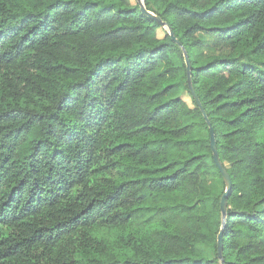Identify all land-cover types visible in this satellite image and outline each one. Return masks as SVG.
Instances as JSON below:
<instances>
[{
    "label": "trees",
    "instance_id": "obj_1",
    "mask_svg": "<svg viewBox=\"0 0 264 264\" xmlns=\"http://www.w3.org/2000/svg\"><path fill=\"white\" fill-rule=\"evenodd\" d=\"M145 6L181 45L138 0H0V264H222L184 52L223 259L264 264V0Z\"/></svg>",
    "mask_w": 264,
    "mask_h": 264
},
{
    "label": "water",
    "instance_id": "obj_2",
    "mask_svg": "<svg viewBox=\"0 0 264 264\" xmlns=\"http://www.w3.org/2000/svg\"><path fill=\"white\" fill-rule=\"evenodd\" d=\"M138 2L140 3L141 6V12L145 15L150 17L151 19L155 20L162 28L164 29H168L169 30V34L171 36V39L177 43L178 45H181L179 40L174 36L173 32L170 30V28L168 27L167 23H165L160 17L156 16L155 14H153L152 12L148 11L146 9L145 6V0H138ZM185 53V60H186V64H187V69H188V84H189V88L190 91L192 93V95L194 96L199 108L201 109V112L209 126L210 129V144H211V148H212V152H213V159L215 162V165L217 166V168L219 169L220 173L222 174L223 180L225 182L226 185V190L225 193L221 199V212H222V219H223V226H222V230L218 236V257L221 260L222 264H225V261L223 259V230L225 228L226 225V218H227V209H228V196L230 194V191L232 189V179L229 175V173L227 172L226 168L224 167L223 163L221 162L219 153H218V148H217V143H216V137H215V131L214 128L212 127V124L206 114V111L204 109V107L202 106L196 91L194 90V87L192 85V79H191V66H190V61H189V57L187 55L186 52Z\"/></svg>",
    "mask_w": 264,
    "mask_h": 264
},
{
    "label": "rangeland",
    "instance_id": "obj_3",
    "mask_svg": "<svg viewBox=\"0 0 264 264\" xmlns=\"http://www.w3.org/2000/svg\"><path fill=\"white\" fill-rule=\"evenodd\" d=\"M133 2H134V0H133ZM158 34H159V37H161V38L165 35L163 30L159 31ZM206 40L209 41L208 44H210V45L212 44V40H211L210 38H206ZM186 100H187L189 103H191V101H190L189 98H186Z\"/></svg>",
    "mask_w": 264,
    "mask_h": 264
}]
</instances>
